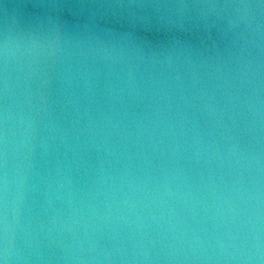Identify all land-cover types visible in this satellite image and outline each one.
<instances>
[{"label":"clouds","instance_id":"obj_1","mask_svg":"<svg viewBox=\"0 0 264 264\" xmlns=\"http://www.w3.org/2000/svg\"><path fill=\"white\" fill-rule=\"evenodd\" d=\"M0 264H264V0H0Z\"/></svg>","mask_w":264,"mask_h":264}]
</instances>
